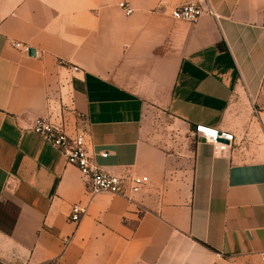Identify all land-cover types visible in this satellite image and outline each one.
<instances>
[{
	"label": "crops",
	"instance_id": "obj_1",
	"mask_svg": "<svg viewBox=\"0 0 264 264\" xmlns=\"http://www.w3.org/2000/svg\"><path fill=\"white\" fill-rule=\"evenodd\" d=\"M190 2L215 17L174 20ZM52 113L69 136L89 132L99 167L145 175L147 188L132 200L88 195L33 131ZM198 125L231 133V149L216 154L193 136ZM262 254L264 0H0V264H263Z\"/></svg>",
	"mask_w": 264,
	"mask_h": 264
},
{
	"label": "built area",
	"instance_id": "obj_2",
	"mask_svg": "<svg viewBox=\"0 0 264 264\" xmlns=\"http://www.w3.org/2000/svg\"><path fill=\"white\" fill-rule=\"evenodd\" d=\"M118 8L126 15L131 16L134 10L127 3H120ZM212 15L213 11L205 10L197 3H186L177 7L172 15L176 21L195 23L204 15ZM12 47L22 53H28L29 47L20 43H14ZM72 73L80 71L78 67L70 68ZM67 110H70L67 107ZM85 122V117H77ZM68 124L63 113L50 115L49 118H42L36 121L33 131L41 136L50 146L59 151L69 165L76 167L85 179L86 192L94 196L102 193L112 194L126 200H132L141 194L149 185V178L126 171L125 173H114L105 168L99 167L94 161V155L90 151L91 142L89 132L82 127L76 129L74 136L67 132ZM193 136L197 140L204 141L211 145L216 154L224 153L231 149L234 136L231 133L212 129L204 125L195 127ZM106 156V154H104ZM85 209L75 205L71 209L69 219L72 223H79ZM264 264V254L261 255Z\"/></svg>",
	"mask_w": 264,
	"mask_h": 264
},
{
	"label": "water",
	"instance_id": "obj_3",
	"mask_svg": "<svg viewBox=\"0 0 264 264\" xmlns=\"http://www.w3.org/2000/svg\"><path fill=\"white\" fill-rule=\"evenodd\" d=\"M28 54H29L30 57H34L35 56V51L32 50V49H29Z\"/></svg>",
	"mask_w": 264,
	"mask_h": 264
},
{
	"label": "rangeland",
	"instance_id": "obj_4",
	"mask_svg": "<svg viewBox=\"0 0 264 264\" xmlns=\"http://www.w3.org/2000/svg\"><path fill=\"white\" fill-rule=\"evenodd\" d=\"M166 120H168L167 122H169V119L166 118Z\"/></svg>",
	"mask_w": 264,
	"mask_h": 264
}]
</instances>
